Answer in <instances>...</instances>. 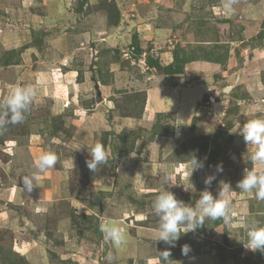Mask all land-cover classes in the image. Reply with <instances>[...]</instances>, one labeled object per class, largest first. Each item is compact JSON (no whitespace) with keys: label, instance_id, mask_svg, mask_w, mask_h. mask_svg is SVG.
<instances>
[{"label":"rangeland","instance_id":"obj_1","mask_svg":"<svg viewBox=\"0 0 264 264\" xmlns=\"http://www.w3.org/2000/svg\"><path fill=\"white\" fill-rule=\"evenodd\" d=\"M105 1L111 4L113 19L118 20L116 26L108 23V14L101 7ZM225 2L0 0V36L4 39V43L0 41V102L14 86L31 85L37 90L25 121L6 126L0 133V208L4 207L1 200L8 201L4 190L14 183L23 186L21 178L35 171L33 163L41 153L51 151L58 157L47 175L39 174L38 186L28 193L25 204L10 203L13 210L10 205L4 207L8 213L0 220V264H161L160 251L170 246L156 240L159 218L152 203L164 189L162 177L168 172L170 183H177L169 190L192 207L202 191L209 190L215 196L221 182L229 183L236 213L231 225L207 220L201 226L204 231L198 228L183 233L170 249V264H264V252L246 250L242 243L247 239L248 223L264 225V201L237 188L245 170L253 167L249 155L255 151V146L247 145L237 130L249 120L264 119V0H234L231 11L225 9ZM58 4L61 15H55L60 12ZM58 16L63 18L60 23ZM136 46L142 52L136 51ZM177 48L181 57L183 48L197 55L183 69L187 65L186 69H194L195 73H186L174 82L181 88L187 85L186 80L197 81L205 92L198 107L189 105L193 113H180L181 121L174 113H161L162 117L157 113L147 128L117 134L111 108L99 114L108 105L103 97L97 101L96 70L109 73L99 77V84L104 80L111 83L114 67L116 80H121L114 88H118L117 96L122 94L113 98L123 104L135 92L146 94L143 90L156 82L149 81L152 73L156 74L152 79L168 75L158 67L145 69L146 58L153 56L162 67L167 66L174 62ZM6 57L10 58L9 64L4 63ZM47 70L51 77L43 75ZM70 71L77 74L78 83L89 74V84L73 87L72 80L64 78ZM238 74L242 79L237 80ZM131 79L135 83L130 85ZM165 94L162 90L156 97L161 102ZM55 104L62 113H56ZM92 111L100 116V122L79 121L84 123L80 142H75L78 125L72 119L74 114L88 116ZM112 111L119 114L116 108ZM136 112L128 106L130 115ZM104 123L111 127L105 130ZM88 126L92 129L90 135ZM154 128L158 132L174 128L179 137L173 140L175 133L173 137L158 135L160 141L149 148L157 138L151 139ZM215 134L217 153L211 161L210 148L203 156L193 139L208 136L211 145ZM34 135L38 136L37 142L23 148L28 152L26 163L21 162L22 158L18 161L25 166L12 173V167L3 165L9 162V155H14L12 146L25 145ZM137 139H142L138 150H143L140 160L144 165L132 173L134 166L122 167L120 154L134 149ZM105 140L107 164L96 173L90 172L86 165L91 158L89 150ZM194 157L203 162V167L192 172ZM166 162L176 163L179 169H155L158 163L161 166ZM180 162L188 167L180 169ZM220 163L223 171L217 172ZM255 168L264 170V165L257 162ZM209 175L215 176L210 186L204 182ZM109 220L126 228L127 243L119 250L105 241L100 231V223ZM184 244L191 246L188 256L181 253ZM216 248L224 252L225 259L218 257Z\"/></svg>","mask_w":264,"mask_h":264},{"label":"clouds","instance_id":"obj_2","mask_svg":"<svg viewBox=\"0 0 264 264\" xmlns=\"http://www.w3.org/2000/svg\"><path fill=\"white\" fill-rule=\"evenodd\" d=\"M234 0H226L224 7L232 10ZM37 97V90L31 85H18L10 89L8 95L0 102V132L6 126H13L22 123L26 119L32 104ZM239 134L247 145H254L255 151L249 155V160L253 164L251 169H246L243 178L238 181L237 188L244 193H254L258 201H264V170L258 171L255 168L257 162L264 165V119L257 118L247 121L241 128ZM235 131V132H237ZM91 158L86 160V165L90 172L96 173L100 167L107 164L108 155L103 144H95L89 150ZM58 157L51 151H45L34 160L33 171L29 175L23 176L22 189L31 193L35 186H38L41 173L53 168ZM193 170L203 167V162L196 157L192 159ZM216 171H223V164L216 165ZM215 179L214 175H209L205 179V184L210 186ZM171 174L162 177L164 189L155 197L152 208L159 218L158 229L155 233L157 241H163L170 247L160 251L161 264H170L171 247H175L176 242L183 233L195 231L203 226L207 220H222L226 225H231L236 218L235 209L232 202V186L229 183L221 182L218 193L214 196L209 190L200 193L195 206L178 200L175 193L169 188L177 183H170ZM167 186V187H166ZM185 190H188L185 188ZM243 218V217H242ZM100 231L103 233L105 241H110L116 249H121L127 243L126 228L113 221H102ZM246 241H242L246 250L264 252V225L257 222H250L246 225ZM191 246L184 244L181 247L183 256H188ZM111 259V253L108 254Z\"/></svg>","mask_w":264,"mask_h":264},{"label":"crops","instance_id":"obj_3","mask_svg":"<svg viewBox=\"0 0 264 264\" xmlns=\"http://www.w3.org/2000/svg\"><path fill=\"white\" fill-rule=\"evenodd\" d=\"M46 6V5H45ZM45 6H42V12L44 14V11L46 13V9ZM59 10L60 12L55 14V15H61L62 14V7L61 5H59ZM50 13V11H49ZM51 16V15H50ZM48 17V16H47ZM61 17V16H58ZM63 17V15H62ZM58 18L57 21L60 23L62 22L63 18ZM8 36V35H7ZM3 36H0V41L2 43H4V39L2 38ZM3 39V40H2ZM7 39V38H6ZM13 38L9 39V41L12 43ZM57 43V42H56ZM169 52V51H167ZM44 63V62H43ZM42 64V63H41ZM209 68H212V65L206 63ZM187 67V65H186ZM180 73V74H174V75H157L159 77V79H152L156 76V74H151L149 79L151 78V80L149 81H156L152 84L151 87L144 89L143 91H146V103H145V109L144 112L142 114L141 117H130V116H120L119 114H117L115 111H112L113 108H115V99H113V97L115 98H119L121 96H117V87L114 88V84L116 82H120V79L116 80V74L114 71V67L111 68V72H113V81L110 82H105L104 84H102L100 82L99 87L100 90L102 92V97L104 99V104L108 105L105 109H103V113L99 110V114H103L105 113V111H109L112 112L114 114V118L112 120V124H114V126H118L117 128H114V131H116L117 134L121 133V131H124L126 129H128L129 131H138L141 128H147V125H149V123L151 122L152 117L157 114V113H174L177 117H179V121H181L180 119V113L181 114H187L190 113L192 111V108L195 107V109L198 107L199 102L203 99L204 96V91L202 89V87L200 85H197L196 82L191 81L190 79L187 82V85L183 84V87L180 88V86L175 85V78L177 77H182L181 79L179 78L178 80H182L183 76H186L185 74L187 73V75H189V73H195L194 69H190L189 67ZM49 70L42 72L44 76H48L51 77L50 74H48ZM241 74H238L236 76L237 80L242 79ZM64 78H68L72 80L73 83V87H76V85L78 84H84V85H88L90 80V75L86 73L85 79L83 83H78L77 80V74H74L73 72H68L64 75ZM116 80V81H115ZM130 81L129 84L131 85V83H135L133 82V80H128ZM98 82V80H97ZM78 83V84H77ZM95 83V80H94ZM99 83V82H98ZM194 85V86H193ZM117 88V89H116ZM137 89V88H136ZM226 89V88H225ZM165 90L166 94L163 95L161 102L157 99L156 95L158 94V92ZM191 105L193 107L190 106V108H188V106ZM55 108L58 109L56 113H62L61 108L59 110V106H57V104H55ZM187 110H190V112H188ZM195 111V110H194ZM197 111V110H196ZM75 117H73V121L74 123H76L78 125V128L76 130L77 134L75 135V142H80V131H81V127L83 128V123L84 122H79V121H83L86 119H89V122L93 119L94 121H99L101 118L97 113H94V111H92L91 113H88V116H82L81 114H78V116H76L77 114H74ZM105 117V116H104ZM185 117V116H184ZM105 119V118H104ZM78 121V123H77ZM185 121V118H184ZM100 122V121H99ZM88 123V122H87ZM152 123V122H151ZM110 125L104 123V129L106 130L107 127L109 128ZM181 126H184V123H181ZM111 127V126H110ZM180 126H177L176 128H178ZM90 129V130H89ZM117 129V130H115ZM87 131H89V135L91 134L90 131H92V129L90 128V126L87 127ZM175 133V132H174ZM37 135V134H36ZM34 135L31 140H26V142L24 143L25 145L19 144V145H13L11 150L13 151L14 155L10 156L9 155V162L5 165L4 167H12V173L13 172H18L17 169L19 167L25 166L22 163L18 164L19 158H22L21 162L26 163V159L28 157V152L26 154V148L27 145L30 144L32 141L33 142H37V138L38 136ZM174 136V135H173ZM172 136V137H173ZM28 137V136H27ZM157 137V136H156ZM171 137V136H170ZM179 136L175 133L174 139L176 140ZM11 138V137H10ZM84 139V138H83ZM161 138L157 137L155 138L154 142L151 143V145L149 146L152 147L155 145V143H157V141H160ZM8 141V140H7ZM140 142H142V139H137L135 141V145H134V149L132 151H128V152H123L120 154V157L122 160V167H125L127 169H131V167H133L132 169V173H137L138 171H140L142 168V165H144L143 161L140 160V158L142 157L143 154V150H138V146L140 144ZM23 148L25 150H23ZM37 149V148H36ZM32 153V152H31ZM37 153L35 152L33 154H36V157H38L37 155H39V150L37 149ZM26 155V156H25ZM175 166V167H174ZM153 167L150 166L149 169H151ZM166 169L165 171H170V169L172 167H174L176 170L179 169V167H177L176 163H162L161 166L158 163V165H155V169ZM180 169H184V167H188V165L186 163H181L180 162ZM158 171V170H156ZM163 171V170H161ZM159 171V172H161ZM180 171V170H179ZM47 172L41 173V176L43 174L47 175ZM129 170H126V173H128ZM170 173V172H168ZM179 173V172H178ZM167 174V173H166ZM165 175V174H164ZM41 192H43L42 189H40ZM4 194L6 195L7 200H1V204H3L4 207L10 205V203H12V206H19V204H25L26 202V197L29 198L28 192L24 191L22 189V186L19 183H14L11 186H9V188L4 190ZM26 195V196H24ZM23 196V197H22ZM28 202H30V200H28ZM30 204V203H29ZM11 206V205H10ZM11 206L12 210L13 207ZM3 208H0L1 212H0V220H3L4 218V214H7V211H3ZM12 212V211H11ZM13 213V212H12ZM15 214V213H14ZM5 220H9V218L5 219Z\"/></svg>","mask_w":264,"mask_h":264},{"label":"trees","instance_id":"obj_4","mask_svg":"<svg viewBox=\"0 0 264 264\" xmlns=\"http://www.w3.org/2000/svg\"><path fill=\"white\" fill-rule=\"evenodd\" d=\"M111 4H109L107 1H105L103 4H102V9H104L107 14H108V23L110 24V26H116V23L118 22L117 18L116 19H113L114 17V14L112 12V9L110 7ZM117 15V14H116ZM118 16V15H117ZM136 39L135 41L133 42L134 45H136ZM137 50L139 53L142 52V50L136 46ZM178 51L179 49H175L174 51V55H175V58H174V62L170 65H167V66H161L159 63H157V61L153 58V56H148L146 58V61H147V64L149 66V69L152 70L151 67H158V69H161L162 71H164L165 73H167L168 75H174V74H177V73H182L183 72V69H184V65L187 63V62H190L192 61V59L194 60V58H196V54L195 52L193 51H188L185 50V48L182 49V51L184 52V56H179L178 55ZM10 62V58L6 57L5 60H4V63L5 64H9ZM97 74L99 77L102 78V76H104V74H107L109 75V73H104L103 74V71L97 69L96 70ZM99 77L97 78L99 80ZM107 82L106 80L103 81V84ZM106 84V83H105ZM138 93H141L140 91L139 92H135L134 93V96L132 98H125V101L126 103H123L121 102V100H118V99H115V108H116V111L119 113L120 116H130V117H141L143 112H144V109H145V103H146V94H138ZM114 99V98H113ZM132 105V107L134 109H137V112L136 113H133V114H129L128 113V106ZM132 109V108H131ZM159 116L162 117L163 114L161 113H158ZM159 124V123H157ZM160 125V124H159ZM57 130H60V128L54 126ZM166 127V126H165ZM164 127V128H165ZM155 129V128H154ZM151 130V139L153 140L154 137L158 136V135H168V136H173L174 135V128L173 130L170 132H167V131H162L161 132H158L157 129L155 130ZM4 130V129H3ZM3 132V131H2ZM0 132V133H2ZM120 134V133H119ZM107 135V134H106ZM216 138H218V134H215V137L212 139L211 141V145H210V138L208 136H199V137H195L193 140H197V144L200 146V151L199 153L203 154V156L205 155V153L207 152V150L209 149L208 151V160L210 159L211 161H213L217 151L215 152L214 151V147H217L218 143H217V140ZM203 139V140H202ZM193 140L191 142H193ZM102 144L104 145V147L106 146L107 144V141H103ZM133 149H130L129 151H131ZM212 162H209V164H211ZM217 223H219V221L221 220H216ZM200 231H204L205 229L204 228H199ZM224 240L226 241L225 243H227V239L224 238ZM219 248H222V250H225V247L224 246H218ZM215 253H217L219 256L220 259H225V254H222L224 253L223 251L219 253V249H215ZM235 257H238V255H236V253L234 254Z\"/></svg>","mask_w":264,"mask_h":264},{"label":"water","instance_id":"obj_5","mask_svg":"<svg viewBox=\"0 0 264 264\" xmlns=\"http://www.w3.org/2000/svg\"><path fill=\"white\" fill-rule=\"evenodd\" d=\"M231 87H226V90H229ZM95 89L97 91V101H101L102 100V95H101V90L99 87V83L95 80Z\"/></svg>","mask_w":264,"mask_h":264},{"label":"built area","instance_id":"obj_6","mask_svg":"<svg viewBox=\"0 0 264 264\" xmlns=\"http://www.w3.org/2000/svg\"><path fill=\"white\" fill-rule=\"evenodd\" d=\"M128 57H129V56H128ZM144 68H145V69H149L148 65L145 64V63H144ZM210 101H211V103L214 102V97H213V95H210Z\"/></svg>","mask_w":264,"mask_h":264}]
</instances>
